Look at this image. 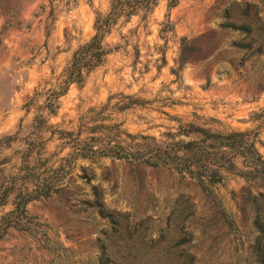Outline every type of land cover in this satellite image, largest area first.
Masks as SVG:
<instances>
[{"label":"rangeland","instance_id":"rangeland-1","mask_svg":"<svg viewBox=\"0 0 264 264\" xmlns=\"http://www.w3.org/2000/svg\"><path fill=\"white\" fill-rule=\"evenodd\" d=\"M168 1L155 0L143 19L141 11L119 17L103 39L116 49L82 83L68 85L52 114L43 107L46 96L61 85L73 50L93 34L94 17L107 12L109 0H0L1 188L11 181L20 187L26 170L54 175L59 186L26 205L44 236L8 228L0 264H98L102 251L129 257L121 264H155V257L184 250L195 264H260L252 196L264 195L263 178L227 174L213 188L237 227L229 233L199 185L167 168L106 157L60 160L68 144L51 131H76L88 108L109 95L118 101L119 93L148 100L109 113L105 122L125 132L161 140L176 120L251 130L264 155V57L240 48L242 34L222 26L240 24V5L264 20V0ZM182 38L186 59L179 64ZM35 114L44 120L40 129L32 125ZM34 138L40 145L25 155ZM13 195L0 214L11 209Z\"/></svg>","mask_w":264,"mask_h":264},{"label":"trees","instance_id":"trees-1","mask_svg":"<svg viewBox=\"0 0 264 264\" xmlns=\"http://www.w3.org/2000/svg\"><path fill=\"white\" fill-rule=\"evenodd\" d=\"M175 4L169 0L167 7ZM155 5V0H109L106 13H96L93 20V34L78 45L72 52L69 61L62 71L61 85L52 89L46 96L43 107L48 113H54L57 108L56 100L62 95L70 83L80 84L86 75L94 67L100 65L106 54L116 49L108 47L104 43V37L110 32L113 24L119 17L127 21L129 17L141 11L143 19ZM222 26L229 27L242 34L240 48L249 51L256 57H264V20L256 13L248 12V5H240V24L226 22ZM178 55V63L184 62L186 55L182 54L184 38ZM190 49H193L189 45ZM113 95H109L106 101L99 107H90L79 119L80 124L76 131L52 130L60 139H65L63 144H68V152L60 160L69 158H98L124 160L130 164L140 163L148 167H164L178 174L180 177L194 180L201 190L210 197L218 212L219 218L227 232L236 233L237 227L231 215L224 210L213 192V188L224 183L225 176L231 174L244 179H264V155L255 147V134L251 130H212L203 124L192 121L179 122L176 120L174 132L166 131L159 140L151 135L131 134L119 129L118 123H106L110 112H121L132 107H142L148 100L133 95L118 94L119 100L112 102ZM40 114L32 117V125L40 129L43 125ZM83 134L82 137L80 135ZM185 138V139H183ZM36 138L30 139L26 146L25 155H28L34 147L40 145ZM26 167L24 166L23 169ZM35 174L25 171L17 178L19 186L14 188L11 181L1 188L0 205L5 198L13 193L12 207L0 214V238L8 228L25 231L44 236V230L40 229L41 223L26 212V205L39 197H46L55 187L57 179L54 175ZM26 179V180H25ZM255 203L253 226L256 236L253 245L254 258L260 264H264V195L252 196ZM258 199V202L256 201ZM175 245L179 241L174 242ZM113 258L102 251L97 258L98 264H121L129 257L119 256ZM155 264H195L194 256L183 251L182 255L171 256L168 254L153 258Z\"/></svg>","mask_w":264,"mask_h":264}]
</instances>
